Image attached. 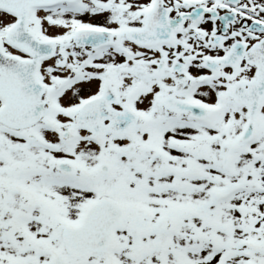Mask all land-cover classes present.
I'll return each instance as SVG.
<instances>
[{
  "label": "snow or ice",
  "instance_id": "1",
  "mask_svg": "<svg viewBox=\"0 0 264 264\" xmlns=\"http://www.w3.org/2000/svg\"><path fill=\"white\" fill-rule=\"evenodd\" d=\"M0 264H264V0H0Z\"/></svg>",
  "mask_w": 264,
  "mask_h": 264
}]
</instances>
